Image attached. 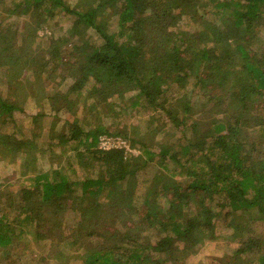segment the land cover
Instances as JSON below:
<instances>
[{"label":"trees","instance_id":"obj_1","mask_svg":"<svg viewBox=\"0 0 264 264\" xmlns=\"http://www.w3.org/2000/svg\"><path fill=\"white\" fill-rule=\"evenodd\" d=\"M0 4V264H187L216 223L207 264H264V0Z\"/></svg>","mask_w":264,"mask_h":264},{"label":"rangeland","instance_id":"obj_2","mask_svg":"<svg viewBox=\"0 0 264 264\" xmlns=\"http://www.w3.org/2000/svg\"><path fill=\"white\" fill-rule=\"evenodd\" d=\"M136 15H138V14L136 13ZM136 15H135V17H136ZM61 16H63V15H61ZM61 16L57 15L54 18L53 21H51V22L47 23V25H45L46 27L44 26L42 29L38 30L37 35H36L35 40H34V41H36V42H34L35 44L36 43L37 44L38 43H43L45 41V39L47 38L46 30L49 31V29H50V31H51L53 27H57V25H58L57 23L60 24L59 18ZM0 17H3V19H5L4 15L2 14V5L1 4H0ZM60 21L61 22L63 21V22L66 23L67 21H70V17L69 16L68 17L64 16V18L61 17ZM116 21H117V17L113 19V24L114 25H116ZM23 42H24V38H23ZM17 43L19 45L22 44V42L21 41L18 42V40H17ZM35 44H33V47L37 45V44L36 45ZM30 75H31V73L28 72L26 74V76L22 78L24 83H25L24 85L26 86V88H28L31 85V84H29L30 81H31V80H29V79H31ZM25 105L31 111H35L36 110L34 102L30 98L27 99ZM43 106L45 108L46 105H43ZM122 107H123V111L119 112L116 115H114V114L112 115L113 118L111 119L112 125L110 126V129L113 132L119 131L121 129L124 130L125 129L124 126L129 125L130 124L129 122H131V123L135 122L136 123V122H139V120H142V118H144V119L148 118L147 115H149V113L147 111L146 112L142 111V112L138 113L137 111H135L132 108H130L129 104L126 105V106H122ZM103 117H105V116H103ZM21 118H22L21 114H19L17 111L16 112H12L11 118H9V120L11 122H8L6 124V126H5V128L3 127V124H1V128L3 127V130L4 129H8L9 131H13V133L15 135H17V136L21 135L20 131L22 130V134H25V135L29 136L30 130L28 128V125L30 126V122L26 123V121L23 118L22 119ZM51 122H52L51 118H46V119L44 118V120H42V122L40 123L39 127H37V132L40 133V138H41L40 142H42V143H43V141H47L50 138V135H54V133H56L50 127L51 126ZM113 137L121 138V139L125 140L129 144L127 139H125V138H123V137H121L119 135H113ZM169 137H170V141H172L173 137H171L170 135L166 136L165 139L169 138ZM128 147H129V150H132L130 145H128ZM136 151H138V150H136ZM42 161H43V163L41 165L40 164L41 163V159H40V162H39L40 168L41 167L43 168V166L45 167L43 169H47L49 166L56 167V164L52 165L51 163H53V162H51V161L49 163H47L46 160L45 161L42 160ZM61 163H63V162H61ZM82 171H85V169L82 170ZM82 175H84V172H82ZM158 201L160 203H162L164 201V198H162L161 195H160L158 197ZM215 225H216V232H217L218 238L207 242L203 247H201L195 255L191 256V258L187 261V264H207L206 263L207 262L206 261V259H207L206 257L216 258V259L219 260L224 255L231 254V251L235 248L236 245L234 243L229 242V240H226L223 235H219L220 229L217 228L219 225L217 223ZM20 228L22 230H27L28 229L27 223H25V222L22 223Z\"/></svg>","mask_w":264,"mask_h":264},{"label":"built area","instance_id":"obj_3","mask_svg":"<svg viewBox=\"0 0 264 264\" xmlns=\"http://www.w3.org/2000/svg\"><path fill=\"white\" fill-rule=\"evenodd\" d=\"M99 147L103 150L112 149V148H124L126 151H130L128 143L118 137L113 136H100L98 140ZM128 144V145H127Z\"/></svg>","mask_w":264,"mask_h":264}]
</instances>
